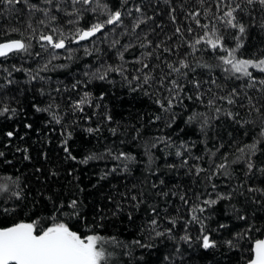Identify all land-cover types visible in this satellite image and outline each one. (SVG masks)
Wrapping results in <instances>:
<instances>
[{"label": "trees", "instance_id": "obj_1", "mask_svg": "<svg viewBox=\"0 0 264 264\" xmlns=\"http://www.w3.org/2000/svg\"><path fill=\"white\" fill-rule=\"evenodd\" d=\"M105 2L122 12L123 23L78 42L72 40L77 29L106 15L70 0H30L51 9L56 20L50 22L40 12L29 16L26 7L10 11L0 3V43H27L34 36L28 24L36 30L27 52L0 57V108L14 110L0 115V185L9 189L0 194V228L37 219L47 227L55 215L82 236L105 238L108 264H247L264 237V72L249 68L253 80L223 71L224 53L204 41L222 36L228 48L242 42L238 59L264 58V7L233 0L243 8L235 13L245 26L241 35L219 19L228 0ZM76 9L79 18L68 15ZM53 27L69 37L65 48L38 41ZM196 39L201 43L193 49ZM180 61L190 67L171 71L168 65ZM171 80L182 91L169 92ZM85 92L91 104L80 111L73 105ZM172 96L165 111L157 101L167 106ZM91 155L96 158L82 163ZM221 163L227 168L219 169ZM72 200L78 215L69 208ZM211 200L217 202L206 203ZM61 204L63 216L54 211ZM203 235L216 246L204 248Z\"/></svg>", "mask_w": 264, "mask_h": 264}, {"label": "snow or ice", "instance_id": "obj_2", "mask_svg": "<svg viewBox=\"0 0 264 264\" xmlns=\"http://www.w3.org/2000/svg\"><path fill=\"white\" fill-rule=\"evenodd\" d=\"M73 6L80 5L84 11H91L93 13H99L100 15H106V19L103 21H97L93 23L87 30L77 29L75 36L72 37V40H85L90 37L95 36L97 33L102 32L109 25H121L123 23L122 20V12L120 10L113 11L105 0H70ZM126 3L127 0H124ZM233 0H228V3L225 5L227 10L224 12L223 16H220L219 19L224 21L227 26L231 28L238 29L239 33L243 35L245 33V26L242 23H239L235 13L239 11H243L241 4L236 3L235 6H232ZM0 3H3L9 7L10 11H19V9L15 8V5H21L22 7H26L28 9L29 16L33 15L35 12H40L44 17H47L50 22H54L56 20V16H49L51 11L50 8L40 7L38 4L30 3V0H0ZM42 3L45 5H52L53 0H42ZM244 3L247 5H253L258 3L262 7H264V0H244ZM95 7H85L92 6ZM57 11H59V7L57 5ZM79 9L75 10V13H68V15L76 14L77 18H79ZM139 11V9H137ZM196 15H199L197 13ZM70 23L72 21H69ZM144 20H139L134 27H139L140 24L144 23ZM40 24H44V20L39 21ZM199 23V21H197ZM202 27L207 28V25H202ZM28 28L32 29L34 36L28 38V42L22 39H14L8 42L0 43V57L7 56L11 52H27L31 47V39L35 37V29L32 28V24H28ZM12 31H19L18 29H12ZM179 32V29H177ZM214 35V33H213ZM69 37L65 36L62 32H58L56 28H51V34L39 33L38 41L46 42L42 44V47L50 46L53 49H62L65 48V41L68 40ZM203 39V38H201ZM201 39H196L195 43L192 45L193 49H195L196 44L201 43ZM239 40V37L236 38ZM207 45H210L213 50L219 48L224 55L219 56V60L223 65H228L230 67L223 68L225 72L242 73L243 76H247L250 79L252 77L251 72L248 71L249 68L258 69L261 72H264V58L261 59H238L236 53L240 48L243 47L242 42L237 43L236 47L228 48L224 42L223 37L218 36L213 39L209 36L205 41ZM168 51V49H165ZM120 58L123 59V54H120ZM207 66V65H205ZM46 67V66H45ZM144 67H148V65H144ZM168 67L171 71L180 73L181 68H189L190 65L184 61H180L179 67H174L169 64ZM107 71H116L122 72V68H113L109 66ZM186 75V73H182ZM106 73L101 75L99 79H105ZM240 78V77H237ZM36 79V77H33ZM139 79V77H137ZM150 80V76L147 74L144 75V83H148ZM11 81H9L10 83ZM173 87L169 88V92L173 91H182V87L176 80H171L169 82ZM261 84H264V80L260 81ZM198 86V85H197ZM235 93V90H233ZM103 97H101L102 99ZM176 99V96H172L167 100V106L157 101L160 104V107L165 111H168L173 104V100ZM234 100L229 99L228 103H234ZM211 104L212 101H209ZM91 104L90 94L85 92L84 96L76 103H74L73 107L83 111L82 105ZM51 105L49 106V109ZM253 108L257 113L260 112L259 108ZM49 109H43L44 111H49ZM40 111L41 109H37ZM14 110L9 109L8 107L0 108V115L8 113ZM219 111V109H217ZM231 115V113H229ZM53 119L56 120L57 123L60 122L59 117L53 115ZM110 119V117H109ZM159 119V117H157ZM196 119V115L190 116L189 121ZM30 127V125L28 126ZM88 131H93L89 129ZM9 136L12 133H8ZM71 134L69 133V136ZM65 143H67L65 141ZM247 148L249 151L254 154L256 149V144L248 145ZM67 151V148L65 149ZM245 149L240 148L239 152L244 153ZM3 153H0L2 156ZM177 155H180L178 152ZM214 156L215 153H212ZM121 157L124 159H134L133 157H128L126 154L121 153ZM75 159V157H72ZM94 155L87 157L82 163H87L88 160L95 159ZM118 159L120 157H117ZM226 159V157H225ZM236 161H233L235 163ZM248 168L251 169L253 164L251 162L248 163ZM219 169H226L227 165L221 163ZM203 171V169H197V173ZM225 175L228 173L225 171ZM214 187V186H213ZM7 184L0 185V194L4 192H8ZM12 196H15L17 199L22 198L19 192L13 191L11 193ZM225 198V197H220ZM135 199V197H133ZM181 199H184L181 197ZM186 202V201H185ZM216 200L206 201L208 204H215ZM63 204L57 207L54 211L59 212L61 216L65 215L61 211L63 208ZM69 208L72 210L73 215H78L77 201L72 200L69 203ZM203 208H200L199 211L203 212ZM4 211H9L8 209H4ZM153 211H155L153 209ZM196 211V209H193ZM48 219V218H46ZM193 220H198V217L193 216ZM52 223L50 226H42L39 219L32 221H20L13 224L10 227L0 228V264H108L111 253H106L104 250L103 244L105 242V238L99 235H87L82 236L79 232L73 230V227L69 226V223L63 222L55 215L51 217ZM175 223V221H173ZM152 224H156V220L152 221ZM203 229V225L201 226ZM170 231V230H169ZM157 235H163L164 233L157 232ZM182 240L187 242L190 237L185 235L181 237ZM203 247L211 248L216 246V242L211 240L208 235H203ZM229 246H232V242H227ZM248 264H264V240H257L254 247V259H251Z\"/></svg>", "mask_w": 264, "mask_h": 264}, {"label": "water", "instance_id": "obj_3", "mask_svg": "<svg viewBox=\"0 0 264 264\" xmlns=\"http://www.w3.org/2000/svg\"><path fill=\"white\" fill-rule=\"evenodd\" d=\"M12 53V52H11ZM10 54V53H9ZM8 54V55H9ZM260 240H264V237L262 238V239H260ZM256 243V242H255ZM255 243H254V246H253V258L252 259H254V247H255ZM248 264V263H247Z\"/></svg>", "mask_w": 264, "mask_h": 264}, {"label": "rangeland", "instance_id": "obj_4", "mask_svg": "<svg viewBox=\"0 0 264 264\" xmlns=\"http://www.w3.org/2000/svg\"><path fill=\"white\" fill-rule=\"evenodd\" d=\"M228 66V65H227ZM228 67H230V66H228Z\"/></svg>", "mask_w": 264, "mask_h": 264}]
</instances>
